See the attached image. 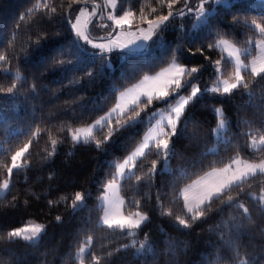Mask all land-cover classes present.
<instances>
[{
  "label": "trees",
  "instance_id": "trees-1",
  "mask_svg": "<svg viewBox=\"0 0 264 264\" xmlns=\"http://www.w3.org/2000/svg\"><path fill=\"white\" fill-rule=\"evenodd\" d=\"M190 2L195 9L200 0ZM45 3L57 8L55 16L51 15V7L46 14ZM116 3L114 14H122L121 9L132 10L137 13L133 21L139 27L147 26L139 19L142 8L150 18H154L152 9L160 8L157 0ZM95 5L98 15L90 28L106 12V0H0V55L7 57L0 61V88L16 85L12 93L0 91V183L9 179L11 155L23 143L34 140L29 166L12 175L10 189L0 196V264H240L238 254L249 264H264V202L256 199L264 193V174L229 190L236 204L244 203L249 209L247 214L236 204H226L225 196L223 201L211 202L205 217L188 228L176 221L186 211L180 196L184 186L213 169L228 166L233 158L249 163L264 161V144L252 147L264 136V78L246 73L247 88L227 95L212 93L210 89L217 83L212 62L222 60L220 78L229 74L230 66L217 48L208 47L218 39H226L241 49L251 46L254 54L253 44L264 34L251 22H264V0L211 3L207 6V21L201 25L196 23L194 12L178 16L159 37L149 41L144 52H112L111 67H101V61L94 59L80 41L85 49L74 51L77 62L68 69L32 62L35 48L29 43L35 41L37 33L48 38L41 41L42 45L68 50L76 39L69 18L80 6ZM176 7L183 5L178 3ZM167 11L165 5L160 14ZM234 18L241 23H234ZM159 38L162 41L158 44ZM199 49H203V55ZM173 56L182 66L200 68L198 79L192 83L208 90L186 107L177 135L171 140L175 155L167 163L161 155L158 172L149 179L145 174L151 161L158 159L150 154L139 167V162L134 164V175L121 181L123 214L140 212L147 217L129 236L126 230L100 224V198L115 176V165L134 150L158 118H152V113L168 112L178 97L156 102L141 121L117 132L102 149L96 147V141L102 139L97 132L96 140L74 144L64 130L84 127L98 119L113 106L119 92L144 75L168 67ZM88 70L95 72L91 80L86 76ZM190 90L188 85L180 95L187 96ZM216 108H221L226 118V127L218 137L215 129L220 117L214 113ZM38 130L40 135L33 137ZM51 139L59 143L51 158L45 159ZM76 192L85 194V200L73 210L70 205ZM30 220L45 226L37 243L8 239L9 231ZM145 236L149 247L137 251L138 242ZM133 241H137L135 246ZM81 247L85 252L77 257Z\"/></svg>",
  "mask_w": 264,
  "mask_h": 264
},
{
  "label": "snow or ice",
  "instance_id": "snow-or-ice-1",
  "mask_svg": "<svg viewBox=\"0 0 264 264\" xmlns=\"http://www.w3.org/2000/svg\"><path fill=\"white\" fill-rule=\"evenodd\" d=\"M73 3H76V0H72ZM113 9L117 7L116 0H109ZM160 5V8L152 9V16L150 18L145 15V9H141L139 12V19L141 23H146L148 25L147 29L139 27L133 21V17L137 15L130 9H121L122 14L113 15L111 12L108 14V20L113 22V26L119 30L125 25H128L131 28H136V32H130L129 39L126 41H121L118 38V31L110 33L108 36L99 37L100 40L107 39V44L94 42V39L90 36H86L82 31V26L80 24L81 17L85 16L86 9L80 8V13L75 17V22L73 23L69 18V23L71 24V29L73 30L76 39L72 41L68 50H65L63 47L57 48L55 45H49L47 43L41 44V41L48 40L46 35L37 33L35 41L29 43V47H34L35 51L32 54V62L35 64H44L47 66L48 63H51L56 66L58 69H68L70 66L75 64L77 61L74 60V51L84 50L85 48L79 43L80 40H83L86 45H90L92 49V55L94 59L101 61V67H111L109 62V55L114 51H119L122 53H138L145 49L148 45L147 42L153 40L154 37H159L161 33L166 29L168 24L175 20L178 16L183 17L186 13L195 14L196 20L200 23H205L208 16V5L211 3H220L221 0H200V3L193 9L190 0H157ZM182 4L183 7H176L177 4ZM168 8L166 14H160L161 10L165 7ZM51 7V15L55 16L57 13V8L50 6L45 3V9L47 14V9ZM175 9V10H173ZM97 9L93 7L90 15H95ZM234 23H241L239 18H234ZM39 24V22H37ZM262 23H258L256 20H252L251 25L254 26L261 34H264V26ZM137 32L139 34H137ZM116 37V38H112ZM60 42H57L59 44ZM221 45L225 46V50H228V56L234 57L235 59V70H234V80H220V74H222V60L217 59L213 63L214 75L216 76V86L211 88L212 93L221 92L224 95L233 93L234 90L238 88L248 87L247 81L241 75V69L243 67L241 62V57L245 55L247 49L235 48L229 44L226 39H218L215 43L209 44V48H219ZM201 55H203V49L198 50ZM195 55V53H193ZM7 57L5 55H0V61H5ZM205 59L209 58L205 56ZM201 71L198 67L188 68L179 64L173 56L172 62L158 72L156 75H144L139 83L133 84L131 87L126 88L124 91L119 93V97L115 105L104 115L99 116L92 124H89L85 127H76L74 129L67 128L64 131L70 135L71 141L76 144L83 142L85 144L90 143L93 140H96L94 132L102 135V139L96 141L97 149H102L105 144H109L112 141V138L119 131H122L125 128H130L135 125L138 121L143 119V116L148 113L151 107L156 102H167L170 97H178L176 103L170 107L168 114L165 116L163 113H152V118H155L157 115L160 116V119L156 121V124L148 130V132L143 136L142 141L139 143L138 147L123 161V163L116 164V175L105 185V192H111L112 195H105L103 200L105 201V216L103 223L107 226L108 229L119 228L121 230H130L139 228L141 223L144 222L147 217L142 215L140 212H137L135 215L138 219H132L131 217L126 216H113L109 218L110 207L114 206L117 202L123 204L124 201L120 200L119 197L115 195V187L117 184V178H123L125 176V169L129 163L139 165L143 164V160L151 155L157 156L158 159L151 161V167L148 169V172L145 174L147 178H151L156 172H158V163L161 155L164 158V162L167 163L169 158L175 153L171 148V140L174 136L177 135L178 125L182 119V116L186 110V107L191 101L196 99L202 91L208 89H201L197 84L192 83L193 80L198 79L197 74ZM86 76L91 80L95 76L93 70H88ZM251 76L253 78L260 76L264 78V62L261 63L259 67L253 66L251 69ZM17 79H20L19 73H17ZM71 83L77 84L79 81H72ZM191 85L190 94L187 96L180 95L181 90L186 89V86ZM222 86V87H221ZM16 85L13 84L12 87L7 89L0 88V91H6L7 93H12ZM35 89V85H33ZM214 113L220 117L219 123L215 131L219 133L221 129L226 127V118L223 116L221 108L214 109ZM166 120L167 123L165 126L161 127V122ZM107 128V132H104V129ZM40 135V131L32 133L33 137ZM167 137V138H165ZM260 142L264 144V136L260 137ZM34 143V140H29L28 143H23V146L20 147L14 154L11 155V163L7 166V174L9 179H5L0 183V189H10V178L15 172H18L22 168H27L29 165L27 163L30 153V145ZM59 143L57 139H51V149H46L45 159L51 158L53 153L56 150V146ZM255 141L252 144V147H256ZM19 161V162H18ZM232 164L239 165L241 161L233 158L231 164L226 166L223 169L219 170L220 178L215 180L213 183L208 184L202 188L199 186L202 184L205 178H201L200 181H193L192 184L187 185L180 195L184 199V209L186 211L183 213V216H188L191 214L188 219L183 218V216H177L176 221L179 226L183 228H188L190 223L201 220L205 217V214L209 211L211 202L216 200H224V197L227 196V200L224 201L228 205L236 204V201L231 195H229V190L234 189L235 187L243 184L250 176H255L258 172L264 174V161L259 164H251L243 162L242 167H237L234 171L229 173V169ZM130 175H134V172H130ZM218 172L216 169H213L211 172L207 173V177L217 176ZM137 180H141L142 177L136 176ZM194 189H198L194 192ZM194 194L190 197V193ZM3 193L0 192V195ZM258 202H264V193L256 197ZM85 200V194L81 192H76L74 198L71 199V208L73 210L80 207ZM52 203L51 201L49 202ZM138 203V202H137ZM238 209H242L243 214H247L249 209L245 207L244 203L236 204ZM57 222L61 221V217H56ZM45 230V226L39 223H36L28 228H16L7 233L9 240L13 238H22L25 241H34L40 234ZM127 235L132 236L134 233L132 231H127ZM2 238V237H0ZM91 237H89V241ZM139 247L137 251H142L145 248L149 247L148 237L145 236L143 241H139ZM137 244V241H133V246ZM85 252V248L81 247L77 253L79 257L82 253ZM237 259L240 260V264H249V261L242 259L239 254ZM95 261L96 258L93 257Z\"/></svg>",
  "mask_w": 264,
  "mask_h": 264
},
{
  "label": "rangeland",
  "instance_id": "rangeland-1",
  "mask_svg": "<svg viewBox=\"0 0 264 264\" xmlns=\"http://www.w3.org/2000/svg\"><path fill=\"white\" fill-rule=\"evenodd\" d=\"M200 3V2H199ZM80 8H85L87 11H86V14H85V16H83V17H81V21H80V24H81V26H82V31L84 32V34L86 35V36H90L91 38H93L94 39V42H97V43H105V44H107V39H104V40H100L99 39V37H101V36H108L110 33H114V32H117L118 31V38H119V40H121V41H126L127 39H129L130 37H129V33L130 32H136L137 31V29H131L128 25H125L124 27H122L121 29H119V30H117L114 26H113V22L112 21H110V20H108V14H109V12H111L113 15H115L114 14V9L112 8V6H111V3L109 2V0H106V8H107V10H106V12L103 14V13H101L100 14V16H99V19L97 20V22L91 27V28H89V34L86 32V25H87V23L89 22V20L94 16V15H90V13H91V11H92V7H89V6H80L75 12H74V14H72V16H71V21L74 23L75 22V17L77 16V15H79V13H80ZM208 13H209V11H208ZM198 25H201L202 23H200V22H196ZM147 27H148V25L146 26V27H143V28H145V29H147ZM137 34H139L138 32H137ZM112 38H116V37H112ZM223 40V39H222ZM161 41H162V39L161 38H159L158 39V44L159 43H161ZM228 41V40H227ZM229 42V44L230 45H232L233 47H235V48H238L237 46H235L231 41H228ZM80 43L89 51V52H92V49H91V46L90 45H86L85 44V42L83 41V40H80ZM149 44V41L147 42V45ZM148 47V46H147ZM147 47L145 48V49H143L142 51H140V52H138V53H142V52H144L146 49H147ZM251 46H249L248 48H246L247 49V52L245 53V55L244 56H242L241 57V62H242V65H243V67H242V69H241V75H242V77H244V75H246V73H251V69H252V67L253 66H256V67H259L260 65H261V63L262 62H264V38L262 39V40H258V41H255L254 42V44H253V52H254V54H252L251 55ZM218 49V51L221 53V55H222V58L223 59H225L226 61H227V63L229 64V66H230V72H229V74L226 76V77H224V78H220V80H229V81H232V80H234V70H235V59H234V57H229L228 56V50H225V46L224 45H221L219 48H217ZM239 49H241V48H239ZM245 49V48H244ZM118 51V50H117ZM160 71H162V70H160ZM159 71V72H160ZM158 73V72H157ZM157 73H155V74H153V75H156ZM140 81V80H139ZM139 81L137 82V83H139ZM136 84V83H135ZM132 86V85H131ZM131 86H129V87H131ZM216 85H214V87H215ZM222 87V86H221ZM211 88H213V87H211ZM124 91V90H123ZM191 91V90H190ZM120 93V92H119ZM119 93H118V95H117V97H116V100H115V102H114V104H113V106L115 105V103H116V101H117V98L119 97ZM217 93H220V94H222L221 92H217ZM190 94V93H189ZM112 106V107H113ZM112 107H110V109L112 108ZM110 109H108L104 114H106ZM103 114V115H104ZM94 122V121H93ZM92 122V123H93ZM92 123H90V124H92ZM219 123V122H218ZM89 125V124H88ZM85 127V126H84ZM224 129H221L220 131H219V133H217L216 131H215V137H218V134H221L222 133V131H223ZM255 144L257 145V146H259L260 144H261V142L260 141H257V142H255ZM256 146V147H257ZM215 147V146H214ZM238 160H240L241 161V164H239V165H236V164H232L231 165V168L229 169V173H227V174H231V172L232 171H234L237 167H242L243 166V162H246V161H243V160H241V159H239L238 158ZM246 163H249V162H246ZM261 163V162H260ZM231 164V163H230ZM229 164V165H230ZM251 164H259V163H251ZM225 168V167H224ZM223 169V168H222ZM217 170V172H218V175L217 176H213V177H207V173H205L204 175H202L201 177H199V178H197L196 180H194V181H200L201 180V178H205L204 179V181H202V184L199 186L200 188H202V187H204V186H206V185H208V184H211V183H213L215 180H217V179H219L220 178V175H224V174H220L219 173V170L220 169H216ZM212 171V170H211ZM211 171H209V172H211ZM208 172V173H209ZM257 174H261V173H257ZM256 174V175H257ZM250 177H253V176H250ZM249 177V178H250ZM193 183V181L191 182V183H189V184H192ZM188 184V185H189ZM187 186V185H186ZM186 186H184L182 189H181V191H180V193L183 191V189L186 187ZM198 189H194V192L195 191H197ZM6 191L7 190H5V189H0V192H2L3 194L2 195H0V196H3L5 193H6ZM194 192L193 193H190L189 195H190V197L194 194ZM181 197H182V200H183V203H184V199H183V196L182 195H180ZM102 210H103V214H104V210H105V208L103 209L102 208ZM186 210V209H185ZM142 215H144V214H142ZM105 216V215H104ZM120 216H126V217H131L132 219H138V217L134 214V215H131V214H128V215H124V214H121ZM145 216V215H144ZM147 220V219H146ZM146 220L144 221V222H146ZM144 222H142L141 223V225L140 226H142L143 225V223ZM34 224H36L35 222H33V221H27L23 226H21V227H24V228H28V227H31L32 225H34ZM103 225L104 226H106L104 223H103ZM20 227V228H21ZM107 227V226H106ZM116 229H119V228H116ZM138 228H136V229H130V230H126V231H132L133 233H135L136 232V230H137ZM121 230V229H120ZM44 232V231H43ZM42 232V233H43ZM41 233V234H42ZM41 234H40V236H41ZM40 236L36 239V240H34V241H26V242H29V243H37L38 241H39V238H40ZM17 239H21V240H23L22 238H17ZM23 241H25V240H23Z\"/></svg>",
  "mask_w": 264,
  "mask_h": 264
},
{
  "label": "crops",
  "instance_id": "crops-1",
  "mask_svg": "<svg viewBox=\"0 0 264 264\" xmlns=\"http://www.w3.org/2000/svg\"><path fill=\"white\" fill-rule=\"evenodd\" d=\"M176 103V101L174 102V104ZM174 104H172V105H174ZM171 105V106H172ZM170 106V107H171ZM169 110H170V108H169ZM169 112V111H168ZM168 112H164L163 114L166 116L167 114H168ZM160 119V116L158 115V118L156 119V121L157 120H159ZM156 121L153 123V125L150 127V128H152L155 124H156ZM166 123H167V121L166 120H164V121H162L161 122V127H163V126H165L166 125ZM149 128V129H150ZM148 129V130H149ZM148 130L146 131V133L148 132ZM145 133V134H146ZM144 134V135H145ZM143 139V138H142ZM139 145V144H138ZM138 145L136 146V147H138ZM135 147V148H136ZM135 148H134V150H135ZM133 150V151H134ZM132 151V152H133ZM131 152V153H132ZM130 153V154H131ZM129 154V155H130ZM128 155V156H129ZM127 156V157H128ZM126 157V158H127ZM125 158V159H126ZM124 159V160H125ZM123 160V161H124ZM123 161L121 162V163H123ZM133 168H134V164L133 163H129V165H127V167H126V169H125V176L123 177V178H117V184H116V187H115V195L117 196V197H119V199L120 200H123L122 198H121V196H120V194H119V189H120V183H121V181L122 180H124L125 178H127V177H129L130 176V172H133ZM117 171V170H116ZM115 175H116V173H115ZM105 195H112V193L111 192H108V193H106L105 191H104V193L102 194V196H101V198H100V204H101V206H102V208L104 209L106 206H108V205H106V203H105V201L103 200V197L105 196ZM123 206H124V203L123 204H119L118 202L114 205V206H112V207H110V210H109V218H112L113 216H120L121 214H123ZM104 215H105V210H104V214H103V212H102V215H101V218H100V224H102L103 225V220H104Z\"/></svg>",
  "mask_w": 264,
  "mask_h": 264
},
{
  "label": "water",
  "instance_id": "water-1",
  "mask_svg": "<svg viewBox=\"0 0 264 264\" xmlns=\"http://www.w3.org/2000/svg\"><path fill=\"white\" fill-rule=\"evenodd\" d=\"M103 2L105 1V0H102ZM95 8L97 9V13L89 20V22L87 23V25H86V32L89 34V28H90V26H91V24L93 23V21L95 20V18L97 17V15H98V7H97V5H95ZM73 31V30H72ZM73 34H74V32H73ZM75 35V34H74ZM129 54H135V53H129Z\"/></svg>",
  "mask_w": 264,
  "mask_h": 264
}]
</instances>
